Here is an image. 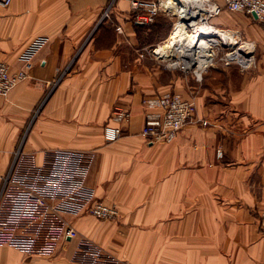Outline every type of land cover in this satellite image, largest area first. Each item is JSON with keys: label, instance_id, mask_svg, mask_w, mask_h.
Returning <instances> with one entry per match:
<instances>
[{"label": "crops", "instance_id": "obj_1", "mask_svg": "<svg viewBox=\"0 0 264 264\" xmlns=\"http://www.w3.org/2000/svg\"><path fill=\"white\" fill-rule=\"evenodd\" d=\"M109 1L0 7V62L11 71L22 68L33 40L48 39L27 78L0 96V181L21 140L38 158L54 149L91 151L87 183L120 216L67 217L79 236L127 264H264V21L224 10L209 22L254 42L252 69L213 64L199 76L178 74L146 53L158 44L151 41L158 33H150L156 26L136 29L130 0H118L111 12L125 38L118 33L104 45L99 21ZM164 93L192 99L207 126L189 123L172 143L143 136L141 101ZM116 108L131 112L128 123L113 122ZM107 125L122 131L111 143L103 137ZM76 244L51 257L0 246V264H77Z\"/></svg>", "mask_w": 264, "mask_h": 264}, {"label": "built area", "instance_id": "obj_2", "mask_svg": "<svg viewBox=\"0 0 264 264\" xmlns=\"http://www.w3.org/2000/svg\"><path fill=\"white\" fill-rule=\"evenodd\" d=\"M201 1V6L194 9H200V17L204 16L208 23L209 19L224 10L240 12L252 19L254 14L256 21H264V0ZM11 2L0 0V7L7 8ZM113 2L102 13L100 23L111 19ZM130 8L137 25L151 24L160 13L169 12L161 0H130ZM117 31L123 34L120 26H117ZM47 42L46 37L33 40L20 57L22 68L15 72L0 62V96L7 95L27 78L34 57ZM240 46L250 48L242 53L237 50ZM238 47L227 52L221 60L224 66L235 65L243 73L255 66L252 56L254 47L251 43H241ZM212 54L206 68L215 63L213 50ZM190 67L184 66L183 71L195 76L202 72L197 73L195 67ZM141 105L144 112L141 134L152 140L172 143L177 133L189 123L198 122L207 126L206 122L197 119L193 100L177 93L146 96ZM130 119L129 110H113V122L121 125ZM121 133L120 126L107 125L103 128L107 143L116 141ZM22 146L21 140L12 152L7 172L0 181V246L15 248L29 257H51L62 244L77 241L72 257L77 264H127L90 239L79 236L67 219L88 214L101 221H115L120 216L114 205L97 199L87 183L94 153L54 149L43 152L38 158L36 153L27 152ZM216 156L221 159L222 152L217 150ZM258 229L264 236V211L259 213Z\"/></svg>", "mask_w": 264, "mask_h": 264}, {"label": "bare ground", "instance_id": "obj_3", "mask_svg": "<svg viewBox=\"0 0 264 264\" xmlns=\"http://www.w3.org/2000/svg\"><path fill=\"white\" fill-rule=\"evenodd\" d=\"M161 1L178 19L168 39L153 51L160 58L167 60L176 58L177 62L182 61L185 66L195 67L197 73H200L210 62L213 55L212 48L220 41L233 46L238 44L234 34L214 28L205 21L204 16L200 17L201 10L194 8L201 6V0ZM249 48V46H240L237 50L245 53Z\"/></svg>", "mask_w": 264, "mask_h": 264}, {"label": "rangeland", "instance_id": "obj_4", "mask_svg": "<svg viewBox=\"0 0 264 264\" xmlns=\"http://www.w3.org/2000/svg\"><path fill=\"white\" fill-rule=\"evenodd\" d=\"M118 0H115V2H113L112 0L109 1V3L107 4V6L113 2V5H112V8L111 10L114 8L115 6V3L117 2ZM144 1H152V0H144ZM163 2V1H161ZM163 5V3H162ZM106 6V8H107ZM105 8V9H106ZM197 10V9H196ZM112 12V11H111ZM159 16H162V17H159ZM164 16V17H163ZM159 17V18H158ZM233 17V16H232ZM230 18L229 21H232L234 20L233 18ZM110 18L108 21H106V19H104V45L105 44H108L109 42H111L112 40H114V38L117 37V34L119 33L117 31V23L114 21L113 17H112V14L110 15ZM134 19H135V16H134V13L131 11L130 12V15H129V20L131 21L132 24H135L134 23ZM178 17L173 13V12H165V13H161L159 14L155 20H154V23L152 26H155V25H159V32L158 34H154V36H152L151 38V41H158L157 45L153 46L154 48H156L158 45L164 43L168 37H169V34L171 33L173 27H174V24L176 23ZM256 21V20H255ZM209 22H210V19H209ZM257 22H260V21H257ZM261 23V22H260ZM210 24V23H209ZM134 26V25H133ZM153 30V29H152ZM154 33V30L152 31ZM152 33V34H153ZM162 34H164L162 36ZM124 35H122L121 33H119V37L121 39H124L123 38ZM234 38L236 39V41L238 40V44L233 46V45H228V44H224V43H218V45L214 46L212 48V50L214 51V54H215V63L214 65L215 66H224L223 62H222V58L224 57V55L229 52L230 50L232 49H235L236 47H238L241 43H251L254 47V51H253V58L255 60V63H256V53H257V48H256V45L254 44V42L252 40H247L243 37V35H236L234 33ZM141 42H146L145 41H141ZM152 50V48H151ZM148 54H150V56L152 57L154 55L155 58H157V61L160 62V64H162L163 66H168L170 68H172V70L175 72V73H178V74H183V70H184V66L185 64L182 63V61H179L177 62L176 61V58L175 59H170V60H167V59H163V58H160L158 55L152 53V51L150 52V49L146 52ZM153 54V55H152ZM175 62L177 64H175ZM173 64V65H172ZM183 65V66H182ZM187 66V65H186ZM232 66V65H231ZM235 66V65H234ZM175 67V68H174ZM226 67V66H224ZM237 67V66H236ZM174 68V69H173ZM192 69V67H190ZM238 68V67H237ZM252 69V68H251ZM191 71V70H189ZM98 199V198H97ZM67 245V244H66ZM65 244H62L61 246H66ZM104 249V248H103ZM107 251V250H106ZM109 252V251H108Z\"/></svg>", "mask_w": 264, "mask_h": 264}, {"label": "trees", "instance_id": "obj_5", "mask_svg": "<svg viewBox=\"0 0 264 264\" xmlns=\"http://www.w3.org/2000/svg\"><path fill=\"white\" fill-rule=\"evenodd\" d=\"M154 23V22H153ZM153 23H151V24H148V25H137V24H133L134 25V27L137 29V28H149L151 25H153ZM156 27H154V28H150L151 29V31H150V33L152 34L153 32V30H154V33H160L159 32V25H155ZM143 29V30H144ZM153 29V30H152ZM146 30V29H145ZM153 33V34H154Z\"/></svg>", "mask_w": 264, "mask_h": 264}, {"label": "water", "instance_id": "obj_6", "mask_svg": "<svg viewBox=\"0 0 264 264\" xmlns=\"http://www.w3.org/2000/svg\"><path fill=\"white\" fill-rule=\"evenodd\" d=\"M252 15H253L254 20H256L257 19L256 16L254 14H252Z\"/></svg>", "mask_w": 264, "mask_h": 264}]
</instances>
